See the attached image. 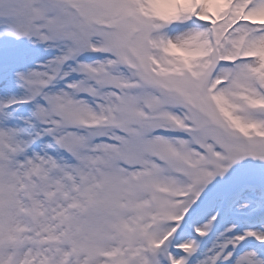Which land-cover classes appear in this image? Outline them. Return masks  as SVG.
Listing matches in <instances>:
<instances>
[{"label": "snow or ice", "instance_id": "1", "mask_svg": "<svg viewBox=\"0 0 264 264\" xmlns=\"http://www.w3.org/2000/svg\"><path fill=\"white\" fill-rule=\"evenodd\" d=\"M0 264H264V0H0Z\"/></svg>", "mask_w": 264, "mask_h": 264}]
</instances>
